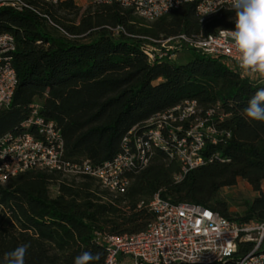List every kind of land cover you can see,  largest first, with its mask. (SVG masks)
Listing matches in <instances>:
<instances>
[{"label":"trees","instance_id":"obj_1","mask_svg":"<svg viewBox=\"0 0 264 264\" xmlns=\"http://www.w3.org/2000/svg\"><path fill=\"white\" fill-rule=\"evenodd\" d=\"M28 1L33 9L23 12L0 8V32L15 39L18 79L9 106L0 108V138L18 132L31 105L38 104L61 131L63 158L97 166L120 150L129 131L146 132V120L184 100H195L201 114L211 110L217 128L229 137L207 142L202 154L212 161L179 180V162L156 148L145 166L126 172L128 186L116 196L88 174L30 169L14 175L0 187V264L5 253L23 244L30 245L25 264H73L82 251L103 253L102 264L106 247L96 234L143 230L155 193L231 219L264 221V122L244 113L264 83L241 78L223 60L192 48H185L191 54L185 63L167 57L149 61L144 50L152 38L230 27L229 12L201 21L191 2L147 21L118 3L89 2L77 23L64 24L56 13L72 0ZM116 26L122 30L113 31ZM237 178L258 195L242 216H231L217 195Z\"/></svg>","mask_w":264,"mask_h":264},{"label":"built area","instance_id":"obj_2","mask_svg":"<svg viewBox=\"0 0 264 264\" xmlns=\"http://www.w3.org/2000/svg\"><path fill=\"white\" fill-rule=\"evenodd\" d=\"M44 1L55 4L59 0ZM88 1L130 7L134 14L147 21L191 2L201 21L229 12L230 27H220L205 35L180 33L152 38L145 53L149 61L156 57L173 59L179 50L192 48L223 60L241 78L264 83L240 68L234 42L221 35L222 30H235L236 15L223 0ZM3 6L17 12L33 9L28 0H0V8ZM119 30H122L120 26L113 28L115 32ZM14 51L13 35L0 32V108L9 106L18 82L13 66ZM145 123L146 132L129 131L120 150L100 165L92 166L87 160L80 164L70 163L63 158L64 141L60 129L40 113L38 104H33L20 130L0 138V187L14 175L32 169L88 174L116 196L128 186L126 172L145 166L156 148L179 162L181 173L175 175L179 180L190 169L212 161V157L205 158L202 154L207 142L217 143L229 137V132L217 128L212 111L201 114L195 100H184ZM147 208L152 218L143 230L96 234L106 247L102 264H264V221L231 219L198 204H174L158 193L147 203Z\"/></svg>","mask_w":264,"mask_h":264},{"label":"clouds","instance_id":"obj_3","mask_svg":"<svg viewBox=\"0 0 264 264\" xmlns=\"http://www.w3.org/2000/svg\"><path fill=\"white\" fill-rule=\"evenodd\" d=\"M236 15L235 30H222L230 37L238 53L237 61L246 74L264 81V0H223ZM244 113L248 118L264 122V86L258 87L249 99ZM29 244L5 253L3 264H25ZM101 252L82 251L73 264H99ZM195 259V257L193 258Z\"/></svg>","mask_w":264,"mask_h":264},{"label":"rangeland","instance_id":"obj_4","mask_svg":"<svg viewBox=\"0 0 264 264\" xmlns=\"http://www.w3.org/2000/svg\"><path fill=\"white\" fill-rule=\"evenodd\" d=\"M71 5L66 10H58L56 16L64 24L77 23L78 16L90 5L88 0H72ZM75 17V20L72 18ZM53 21V20H52ZM54 22V21H53ZM47 29L53 30L50 23H47ZM191 58V54L185 50H179L172 59L175 63H185ZM261 190L264 191V183H262ZM55 193V187L50 188V194ZM258 192L254 191L248 181L242 178H237L233 185L223 186L218 192V198L224 201L228 207V212L231 216H242L247 202L251 201Z\"/></svg>","mask_w":264,"mask_h":264}]
</instances>
